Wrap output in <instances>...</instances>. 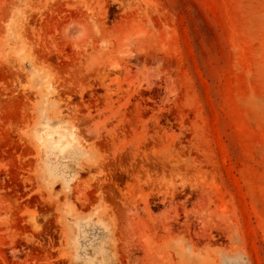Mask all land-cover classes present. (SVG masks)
Listing matches in <instances>:
<instances>
[{
    "label": "rangeland",
    "instance_id": "obj_1",
    "mask_svg": "<svg viewBox=\"0 0 264 264\" xmlns=\"http://www.w3.org/2000/svg\"><path fill=\"white\" fill-rule=\"evenodd\" d=\"M0 264H264V0H0Z\"/></svg>",
    "mask_w": 264,
    "mask_h": 264
}]
</instances>
